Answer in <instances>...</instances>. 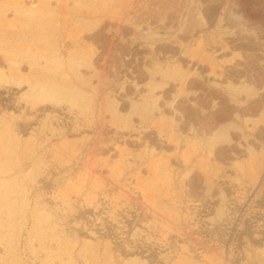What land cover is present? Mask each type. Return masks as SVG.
Segmentation results:
<instances>
[{
  "label": "rangeland",
  "instance_id": "374dc122",
  "mask_svg": "<svg viewBox=\"0 0 264 264\" xmlns=\"http://www.w3.org/2000/svg\"><path fill=\"white\" fill-rule=\"evenodd\" d=\"M0 264H264V0H0Z\"/></svg>",
  "mask_w": 264,
  "mask_h": 264
}]
</instances>
